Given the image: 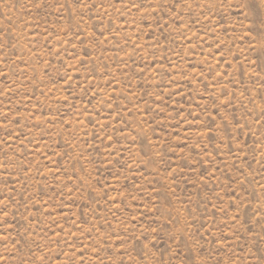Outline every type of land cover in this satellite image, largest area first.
<instances>
[{"label": "rangeland", "instance_id": "rangeland-1", "mask_svg": "<svg viewBox=\"0 0 264 264\" xmlns=\"http://www.w3.org/2000/svg\"><path fill=\"white\" fill-rule=\"evenodd\" d=\"M0 264H264V0H0Z\"/></svg>", "mask_w": 264, "mask_h": 264}]
</instances>
